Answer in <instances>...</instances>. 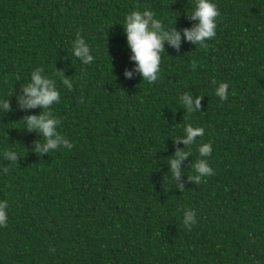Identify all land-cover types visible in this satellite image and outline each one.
I'll return each instance as SVG.
<instances>
[{"label":"trees","instance_id":"16d2710c","mask_svg":"<svg viewBox=\"0 0 264 264\" xmlns=\"http://www.w3.org/2000/svg\"><path fill=\"white\" fill-rule=\"evenodd\" d=\"M0 264H264V0H0Z\"/></svg>","mask_w":264,"mask_h":264}]
</instances>
